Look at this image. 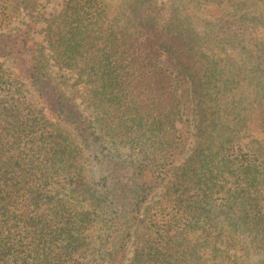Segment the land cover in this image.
Listing matches in <instances>:
<instances>
[{
  "label": "trees",
  "instance_id": "16d2710c",
  "mask_svg": "<svg viewBox=\"0 0 264 264\" xmlns=\"http://www.w3.org/2000/svg\"><path fill=\"white\" fill-rule=\"evenodd\" d=\"M45 1L0 0L51 114L0 60V264H264V0Z\"/></svg>",
  "mask_w": 264,
  "mask_h": 264
},
{
  "label": "rangeland",
  "instance_id": "374dc122",
  "mask_svg": "<svg viewBox=\"0 0 264 264\" xmlns=\"http://www.w3.org/2000/svg\"><path fill=\"white\" fill-rule=\"evenodd\" d=\"M63 0H47L44 2L43 6H42V13L39 14V18H37L36 22H35V29L33 30V36L36 40L38 41H43L44 40V27L47 25V21L46 19L49 18L51 15L50 13H53L54 11H58L61 7V4H62ZM31 19H35V17H32ZM29 20V16L27 15H21L17 18L14 19V21L12 23H10V25L6 26L5 27V30H9L11 28H15V27H18V26H24L25 23L24 22H28ZM180 25V24H179ZM182 27H184V25L182 24L181 25ZM199 30V28H198ZM216 52L219 56H226L225 58H228V55L227 53L223 52V51H218L217 49L214 51ZM2 62H3V68H4V72L6 73V78H7V81L9 80L10 83L12 84L13 86V83H15V85H18V86H13L14 88L15 87H18L19 89H23V90H27L28 91V94L32 96L33 98V102L35 103L36 107L42 111L43 113L46 114V116H51V114L49 113V111L47 110V108L44 106L43 102H41V100L39 99L37 93L35 92V90L31 87V85L28 83L27 79L25 78V76L22 74V72L20 71V69L17 67L16 63H14L11 59H0ZM164 63L166 66L170 67L171 68V64L168 60V58H165L164 60ZM55 72L57 71L56 68L54 69ZM52 71H53V67H52ZM72 93V89L70 87H67ZM20 89V90H21ZM25 90V91H26ZM24 93V92H22ZM77 97V100L81 103V97H79L78 95H76ZM83 108L85 109V112L87 114H89L90 116L93 117V112L88 109L87 107H85L83 104H82ZM121 147V150L120 152L123 154V155H128V149L126 147ZM86 168L91 171V168H93V163H92V160L88 158V161L86 162ZM160 190H158L156 193H154L151 197H150V200H148L146 203H145V206L143 208V211H142V214H141V218L142 219L143 217H145V215L150 211L152 205H153V202L159 197V194H160ZM137 227V225H136ZM141 228H144V226L141 224ZM136 228L134 229V232H135ZM138 231V229H137ZM133 232V235L131 237V239L129 240V243H128V251H127V260H126V263L129 262V260L133 257V251H134V248H135V245L133 243V240H134V233ZM101 233V229H100V226H95L91 232L88 234H90V237H89V243H90V247L89 249L86 251V254H85V258H84V261L86 262L87 259H89L91 257V252H92V247L94 246V244H96V238H97V235ZM86 259V260H85ZM12 264H35L32 260V258H27V259H17V260H14L12 261Z\"/></svg>",
  "mask_w": 264,
  "mask_h": 264
}]
</instances>
